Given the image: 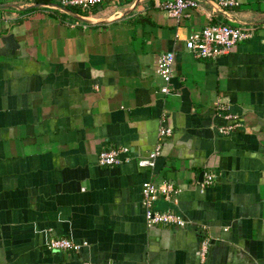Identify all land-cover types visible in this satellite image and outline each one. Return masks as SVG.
<instances>
[{"label":"crops","instance_id":"obj_1","mask_svg":"<svg viewBox=\"0 0 264 264\" xmlns=\"http://www.w3.org/2000/svg\"><path fill=\"white\" fill-rule=\"evenodd\" d=\"M134 1L66 7L86 22L59 0H0V264H264V0H197L178 20L167 0L122 14ZM210 23L251 36L196 57L185 40ZM166 51L165 94L155 65ZM227 112L240 125L223 134ZM160 127L171 134L158 139ZM157 140L153 168L139 167ZM120 146L129 160L98 164ZM145 181L179 189L153 208L185 226L146 225ZM52 237L87 245L51 251Z\"/></svg>","mask_w":264,"mask_h":264},{"label":"built area","instance_id":"obj_2","mask_svg":"<svg viewBox=\"0 0 264 264\" xmlns=\"http://www.w3.org/2000/svg\"><path fill=\"white\" fill-rule=\"evenodd\" d=\"M104 0H59L58 5L62 7H77L83 11L89 10L91 7L101 4ZM217 5L221 8L235 7L239 5L238 0H215ZM159 7L166 12V14L175 19H179L184 15L188 8L200 7L197 0H167L159 3ZM56 9V8H55ZM251 36V27L235 26L226 23H210L205 25L201 30L192 32L185 40L186 48L191 50L196 57L215 59L220 55L227 53L232 46L238 41H243ZM174 59L173 51H166L161 53L156 60V73L163 81L161 86L162 93L170 91L169 83L172 77V63ZM223 108V107H222ZM221 108V109H222ZM226 119H232L233 122L220 126L218 129L220 133L227 134L240 123L236 116L227 112L224 114ZM171 134L168 127H160L158 129V139ZM128 148L116 147L108 150H101L98 154V164L102 166H111L119 164L123 161L129 160L126 154ZM161 153V143L157 140L154 148L144 157L137 159L136 163L139 167L153 168L155 159ZM215 175L211 172L204 174V178L199 184L200 190H203L208 185L212 184ZM172 183L168 181L154 182L145 181L141 184V202L144 208V217L147 226L152 225H172L176 227H183L186 224L184 216L171 208L159 211L153 208V202L159 197L167 202H172L173 195L178 192ZM86 241L76 243L67 237H52L48 240L45 247L51 251H79ZM208 242L204 239L200 247V257L204 259L207 252Z\"/></svg>","mask_w":264,"mask_h":264},{"label":"water","instance_id":"obj_3","mask_svg":"<svg viewBox=\"0 0 264 264\" xmlns=\"http://www.w3.org/2000/svg\"><path fill=\"white\" fill-rule=\"evenodd\" d=\"M137 1H138V0H135V1L133 2L132 6H131L128 10H126L124 13H122V14H127V13H129V12L132 10L131 8L134 7V6H136ZM52 7H53V8H56V9H58V10H60V11H64V12H66V13H69V14H71L72 16H74L75 18L81 19V20H83V21H86V22H91V21H92L91 18H87L86 16H81V15H79L78 13L73 12V11H71L70 9L66 8V7H62V6L57 5V4H52ZM229 19L232 20L231 18H229ZM239 23H241V24H243V25L250 24V23H247V22H239Z\"/></svg>","mask_w":264,"mask_h":264}]
</instances>
